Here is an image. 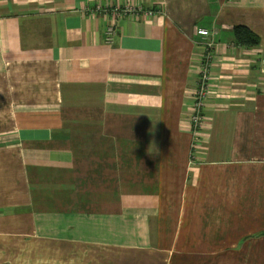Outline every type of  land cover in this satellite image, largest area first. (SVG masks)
<instances>
[{"label":"crops","instance_id":"0c3cea01","mask_svg":"<svg viewBox=\"0 0 264 264\" xmlns=\"http://www.w3.org/2000/svg\"><path fill=\"white\" fill-rule=\"evenodd\" d=\"M107 248L264 264V0H0V264Z\"/></svg>","mask_w":264,"mask_h":264},{"label":"built area","instance_id":"2783aa9c","mask_svg":"<svg viewBox=\"0 0 264 264\" xmlns=\"http://www.w3.org/2000/svg\"><path fill=\"white\" fill-rule=\"evenodd\" d=\"M106 8V7H105ZM104 8V9H105ZM139 7H135L131 2L120 5V6H113L108 7L106 10L111 11L114 20L108 25L107 34H106V41L112 42L115 32H116V26H117V19L120 18L125 13L130 14H138L140 11L138 10ZM198 33L201 35H208L209 31L207 29H199ZM208 66L204 65L202 70V81L200 84V87L196 90V99L192 106V112L190 116V125L192 132L194 134L200 133V131L203 129L205 125V119L203 115V110L205 107V101L206 98L210 92V83H209V76H208Z\"/></svg>","mask_w":264,"mask_h":264},{"label":"rangeland","instance_id":"374dc122","mask_svg":"<svg viewBox=\"0 0 264 264\" xmlns=\"http://www.w3.org/2000/svg\"><path fill=\"white\" fill-rule=\"evenodd\" d=\"M253 18H257V15H254V16H251ZM105 253H106V257H107V262L108 263H112L114 264L116 261L119 260V258L122 256V261H126V260H130L132 257H135V255H137L139 257V259L142 260V262H146L148 257L151 261H153L151 264H159V262L161 260H155V259H152L150 256L146 255L145 252L144 253H136L135 251H131L130 249L128 250H125V249H111V248H107L106 250L104 249ZM194 253H197V254H201L202 256L201 257H208L207 259L205 260H208V261H211V260H214V251H192ZM180 253V251H171L169 253V257L166 261H164V264H170L172 262V264H174L175 262H177L178 260H180L181 258H177V257H174L175 254H178ZM134 255V256H132ZM123 257H126L128 259H123ZM114 259H116L115 261H113ZM125 263V262H124ZM214 264V262H212ZM128 264H131V263H128Z\"/></svg>","mask_w":264,"mask_h":264},{"label":"trees","instance_id":"16d2710c","mask_svg":"<svg viewBox=\"0 0 264 264\" xmlns=\"http://www.w3.org/2000/svg\"><path fill=\"white\" fill-rule=\"evenodd\" d=\"M235 41L245 47H256L260 42L258 33L245 25H236L234 27Z\"/></svg>","mask_w":264,"mask_h":264}]
</instances>
